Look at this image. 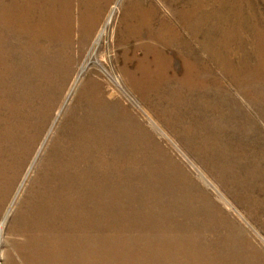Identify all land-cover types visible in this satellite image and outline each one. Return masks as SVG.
Wrapping results in <instances>:
<instances>
[{"label":"bare ground","instance_id":"1","mask_svg":"<svg viewBox=\"0 0 264 264\" xmlns=\"http://www.w3.org/2000/svg\"><path fill=\"white\" fill-rule=\"evenodd\" d=\"M78 1L74 24L73 0H0V204L13 196L15 207L0 222V257L4 264H225L216 245L202 244V227L131 163L87 87L95 104L69 107L44 145L62 111L76 40L96 28L100 0ZM122 8L118 41L137 42L125 56L138 59L171 104L208 123L222 171L264 209L259 1L123 0ZM5 233L21 241L3 251Z\"/></svg>","mask_w":264,"mask_h":264},{"label":"rangeland","instance_id":"2","mask_svg":"<svg viewBox=\"0 0 264 264\" xmlns=\"http://www.w3.org/2000/svg\"><path fill=\"white\" fill-rule=\"evenodd\" d=\"M122 1L111 0L106 6L100 0L92 36L83 42L76 40L73 71L62 92V111L54 127L47 132L44 145L64 120L69 107L78 101L84 106L95 104L90 96L83 94L87 87L88 92L91 90L97 97L100 114L109 121L107 128L116 139L124 140L122 143L131 163L142 172L146 171L161 192V199L171 203L188 223L202 227V244L216 245L225 264H264V209L244 194V189L230 177L229 172L224 174L222 171L218 159L220 153L209 137L208 123L191 114L189 109L171 104L161 87L148 79L152 78L150 74L138 69V59L125 56L124 51L137 42L126 45L118 41ZM254 1H259L264 12V0ZM72 6L76 24L81 20V4L73 0ZM158 6L169 15L166 8ZM215 8L221 10L220 7ZM110 15L112 19L107 23ZM138 55L142 56L143 52L139 51ZM21 182L19 180L14 187L13 195L16 197L23 185ZM11 198L0 204V222L5 214L8 221L14 214ZM14 241L20 242L21 237L5 233L1 249L12 248ZM5 261L4 256L0 257V264Z\"/></svg>","mask_w":264,"mask_h":264}]
</instances>
